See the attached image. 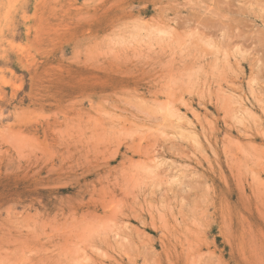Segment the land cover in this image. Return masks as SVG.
Returning <instances> with one entry per match:
<instances>
[{
  "label": "rangeland",
  "instance_id": "1",
  "mask_svg": "<svg viewBox=\"0 0 264 264\" xmlns=\"http://www.w3.org/2000/svg\"><path fill=\"white\" fill-rule=\"evenodd\" d=\"M0 264H264V0H0Z\"/></svg>",
  "mask_w": 264,
  "mask_h": 264
}]
</instances>
